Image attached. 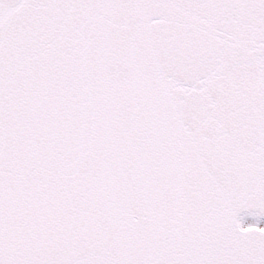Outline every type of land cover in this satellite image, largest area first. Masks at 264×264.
<instances>
[{
	"label": "snow or ice",
	"instance_id": "6c2138e0",
	"mask_svg": "<svg viewBox=\"0 0 264 264\" xmlns=\"http://www.w3.org/2000/svg\"><path fill=\"white\" fill-rule=\"evenodd\" d=\"M0 264H264V0H0Z\"/></svg>",
	"mask_w": 264,
	"mask_h": 264
}]
</instances>
